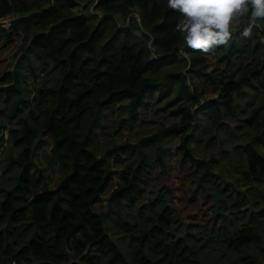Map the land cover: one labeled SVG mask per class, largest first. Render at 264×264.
<instances>
[{
  "label": "trees",
  "instance_id": "1",
  "mask_svg": "<svg viewBox=\"0 0 264 264\" xmlns=\"http://www.w3.org/2000/svg\"><path fill=\"white\" fill-rule=\"evenodd\" d=\"M45 1L32 10L15 9L10 0H0V14H16L11 29L0 28V33L5 38L25 33L22 58L33 56L58 69L52 84L45 81L39 87L29 114L40 118L41 130L51 136V154L62 176L54 186L45 182L33 190L37 185L32 176L34 137L26 120L22 131L13 130L14 142L22 149L12 158V164L19 165L15 180L0 199V248L7 249L19 264L193 263L183 237H165L174 217L164 198L156 199V208H138L133 222L126 221L118 207L140 197L149 144L179 135L177 148L182 158L198 161L192 142L203 124L199 113L205 105L192 111L199 98L187 80L207 74L209 54L187 46L180 49L183 38L174 29L181 16L168 8L167 0H96L98 14L84 12L81 0ZM118 14L126 19L125 25L119 23ZM241 32L242 28L212 53L229 58L234 52L239 56L245 49L264 48V29L254 28L251 37ZM258 64L249 65L238 77L225 76L224 99L212 100L207 107L212 110L211 126L221 124L222 105L232 106L244 82L255 76L264 84V65L258 68ZM18 65L0 75V94L6 98L22 93ZM161 72L164 74L159 77ZM167 77L175 79L185 95L186 103L175 110L180 120L139 141L141 161L122 169V182L111 192L108 210L94 209L110 180L107 156H99L89 147L96 124L103 112L122 98L128 99L129 112H135L148 91L158 89ZM6 83L9 85L4 86ZM255 118L264 124V99L253 106L246 120L253 123ZM162 150L158 145L157 158ZM244 150L240 170L247 179L264 181V155L247 144ZM110 220L114 226L108 228ZM112 228L118 238L109 232ZM224 235L228 246L241 253L258 240L259 227L242 225L224 231Z\"/></svg>",
  "mask_w": 264,
  "mask_h": 264
},
{
  "label": "rangeland",
  "instance_id": "2",
  "mask_svg": "<svg viewBox=\"0 0 264 264\" xmlns=\"http://www.w3.org/2000/svg\"><path fill=\"white\" fill-rule=\"evenodd\" d=\"M10 2L15 9L32 10L46 4L45 0ZM95 3L96 0H81L80 7L84 12L98 14ZM132 15L137 16L136 11ZM118 20L121 25L127 22L121 14H118ZM26 45L23 32H15L6 38L0 33V75L19 64L23 85L20 94L8 98L0 94V199L19 170L18 164H12V158L17 157L22 147L15 144L13 130L22 131L25 120L34 137L31 143L32 176L37 185L32 189H40L45 182L54 186L62 176L51 154V136L41 130L40 118L29 114L39 87L45 81L52 84L58 69L51 62L44 64L33 56L22 58ZM185 46L183 41L180 49L184 50ZM231 56L209 54L207 74L189 76L187 80L190 90L199 98L192 105V111L205 105L204 111L199 113L203 124L192 142L198 161L182 158L177 148L179 135L165 136L159 143L149 144L140 197L136 202L127 201L118 207L123 218L133 222L138 208H156V199L163 201L164 198L174 217V224L165 237L167 240L183 237L187 241L195 259L190 264H264V181L247 179L240 170L246 155L245 144L264 155V124L256 118L253 123L246 120L253 106L264 99V84L255 76L251 77V82H244L232 106L222 105L223 118L219 126H211L212 110L207 108L212 100L224 99L221 89L225 86V76L238 77L257 62L258 68L264 65V48L245 49L241 55L234 52ZM163 74L161 72L159 77ZM183 97L178 82L167 77L158 89L148 91L135 112H129L126 98L119 99L103 112L89 138V147L99 156H107L110 180L94 203V209L108 210L111 192L122 182V169L141 161L139 141L180 120L175 110L185 102ZM158 145L163 147L161 158L156 155ZM250 224L259 227L258 240L251 242L241 253L229 247L224 231ZM107 226H114L112 220ZM109 232L118 238L116 230L112 228ZM4 250L0 248V264H19L7 249Z\"/></svg>",
  "mask_w": 264,
  "mask_h": 264
},
{
  "label": "clouds",
  "instance_id": "3",
  "mask_svg": "<svg viewBox=\"0 0 264 264\" xmlns=\"http://www.w3.org/2000/svg\"><path fill=\"white\" fill-rule=\"evenodd\" d=\"M167 6L180 13L174 30L184 44L204 55L228 44L241 28L244 37L264 29V0H167Z\"/></svg>",
  "mask_w": 264,
  "mask_h": 264
},
{
  "label": "built area",
  "instance_id": "4",
  "mask_svg": "<svg viewBox=\"0 0 264 264\" xmlns=\"http://www.w3.org/2000/svg\"><path fill=\"white\" fill-rule=\"evenodd\" d=\"M15 18V13L0 14V28L4 30H10Z\"/></svg>",
  "mask_w": 264,
  "mask_h": 264
}]
</instances>
